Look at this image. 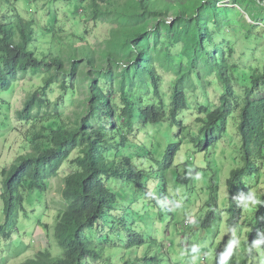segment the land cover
Returning <instances> with one entry per match:
<instances>
[{
    "label": "trees",
    "instance_id": "obj_1",
    "mask_svg": "<svg viewBox=\"0 0 264 264\" xmlns=\"http://www.w3.org/2000/svg\"><path fill=\"white\" fill-rule=\"evenodd\" d=\"M26 1L27 12L33 9L38 12V0L35 4ZM43 1L49 10L46 23L39 25L33 14L24 15L13 0H0V94L14 89L17 80L29 71L43 75L42 83L27 94L17 111L20 120L36 128L33 139L25 153L1 170L4 221L0 223V245L19 230L21 215H27L26 193L46 192L49 181L70 162L73 171L66 176L62 190L66 205L55 232L56 243L63 252L53 255L50 247L40 249L35 258L22 264H87L88 257L105 258L106 250L86 230L95 229L102 217L119 210L120 198L124 200L107 180L122 178L150 193L153 189L150 176L160 173L159 178H165V171L181 149V141L171 143L160 160L148 148L150 160L160 166L158 171L146 166L141 152L118 154L115 150L129 143L141 149L131 138L137 136V126L144 128L169 121L183 130L181 113L188 107V94L199 88L206 93V87L215 84L222 89L219 104L212 109L206 106L197 109L196 121L201 123L198 141L203 149L221 138L220 123L238 99L234 69L239 61L234 48L218 35L226 25L229 29L236 27L229 17L230 10L235 8L219 5L221 0ZM58 2H63L76 16V25L83 24L82 31H69L60 24L59 11L53 9ZM233 2L243 6L253 21L238 17L240 27L247 33L258 27V19L264 22V0ZM104 24L108 34L101 45H94L89 35L93 27ZM179 44L182 45L179 54L185 61L177 63L171 48ZM261 54V71L250 73L248 84L240 83L243 96L237 129L242 164L233 168L227 179L231 229L238 226L242 217L239 197L247 189L243 178L258 176L261 167L257 162L264 160V54ZM165 74L173 76L168 105L163 93ZM56 93L58 98H54ZM77 94L80 97L75 102L82 103V107L65 116L59 102ZM48 121H53L52 125L36 127L37 123ZM178 179L189 183L192 176L179 174ZM210 181L209 201L215 204L216 184L213 178ZM260 190L264 191V187ZM158 191L167 196V184L162 183ZM260 201H264V194ZM214 219L212 209L197 221L201 228H207ZM133 233L128 244H142L143 235ZM262 236L264 203H258L248 231V251L232 264H247L256 254L253 242ZM259 249L264 251V243ZM220 258L221 252L215 264H220ZM145 259L148 264H158L156 256L147 254Z\"/></svg>",
    "mask_w": 264,
    "mask_h": 264
},
{
    "label": "rangeland",
    "instance_id": "obj_2",
    "mask_svg": "<svg viewBox=\"0 0 264 264\" xmlns=\"http://www.w3.org/2000/svg\"><path fill=\"white\" fill-rule=\"evenodd\" d=\"M13 2L24 15L33 14L39 25L46 23L49 7L43 0H38V12L34 9L27 12L26 0ZM29 2L35 4L37 0ZM226 4L235 8L230 10L229 17L236 27L229 29V26H224V32L218 37L229 42L239 61L238 67L234 69L238 81L234 80L238 99L232 103L224 121L220 123L223 127L221 138L209 148L203 149L198 141L201 123L196 121L199 116L197 109L200 106L212 109L219 104L222 89L215 84L207 86L206 93L199 88L188 94V107L181 113L183 130L177 125H171L169 121L150 124L144 128L137 126L139 123L136 122L139 132L137 136L131 135V138L133 137L141 149L133 148L134 145L129 143L127 146L118 147L115 150L118 154L141 152L145 155L142 160L146 166H153L154 171H158L160 166L150 160L148 148L152 149L160 160L171 143L181 141V149L173 165L165 171V178H159L160 173L150 176V184L153 187L150 193L139 190L135 184L122 178L107 180V184L117 189L124 196V200L120 198L119 210H113L102 217L95 229L86 230L87 235L92 240L104 244L106 250L105 258L88 257L87 264H148L145 259L147 254L156 256L158 264H215L218 253L221 252L222 256L233 240H238L239 243L233 245V252L227 264L241 260L248 251V231L254 221L257 205H250L249 209L243 207L238 226L231 229L228 224L227 179L230 171L242 164L241 140L237 129L243 96L240 83L248 84L249 74L260 72L262 69L264 22L258 19V27L247 33L238 22L240 16L248 18L244 7L235 5L233 0H221L219 3ZM53 9L59 11L60 24L66 29L83 30V24L76 25V16L63 2L56 3ZM237 12L239 15H236ZM249 21L253 22L250 19ZM93 28L89 40L99 46L108 34V27L104 24ZM181 47L179 44L171 48L177 63L185 61L179 54ZM42 77L40 72L29 71L17 80L14 89L0 94V223L4 221L1 170L28 150L29 141L36 132L34 126L17 117V111L22 108L27 94L42 83ZM172 77L171 74H165L163 81L167 105L171 99ZM58 96L59 93H56L54 98ZM79 97L80 94H77L73 98L62 99L59 102L60 111L65 116L73 115L76 108L82 107V103L75 102ZM81 100L83 101L84 97ZM52 123L53 121L37 123L36 127L40 129L42 125L49 126ZM75 155L76 153L71 158ZM257 163L261 167L260 174L246 176L243 180L247 188L245 195L252 190L260 200L264 194V191L260 190L264 187V160ZM71 171L73 166L67 162L59 175L49 181L46 192L33 190L26 193L25 206L28 213L26 216L21 215L17 224L19 230L13 237L1 243L0 264H22L30 258H35L38 250L48 247L53 255L63 252V248L56 243L55 232L59 215L66 205L62 197L65 178ZM179 174L192 176V180L182 183L178 179ZM211 178L216 184L213 192L215 204L209 201ZM159 181L161 184H167V196L162 195L163 192L159 193ZM212 209L215 211L214 221L209 227L201 228L197 218L201 219ZM133 231L143 235L142 244H128V238L134 234ZM193 247L197 249L196 252L192 251ZM255 249L256 254L247 264H264V251L256 247Z\"/></svg>",
    "mask_w": 264,
    "mask_h": 264
},
{
    "label": "clouds",
    "instance_id": "obj_3",
    "mask_svg": "<svg viewBox=\"0 0 264 264\" xmlns=\"http://www.w3.org/2000/svg\"><path fill=\"white\" fill-rule=\"evenodd\" d=\"M239 199L242 202V205L245 209H249L250 205L255 207L258 203H264V201H260L258 199L257 194L255 193V191H252V190H250L246 195L242 194L239 197ZM238 243H239L238 240H233L228 244L227 249L224 251V253L222 254L220 258V264H227V261L229 260V257L232 255V252H233V245H236ZM262 243H264V236H262L260 239L255 240L253 242V246L259 249V246ZM192 251L196 252L197 249L193 247Z\"/></svg>",
    "mask_w": 264,
    "mask_h": 264
}]
</instances>
